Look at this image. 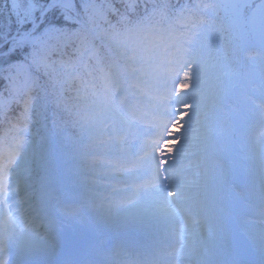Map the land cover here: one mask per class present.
<instances>
[{
    "label": "snow or ice",
    "instance_id": "1",
    "mask_svg": "<svg viewBox=\"0 0 264 264\" xmlns=\"http://www.w3.org/2000/svg\"><path fill=\"white\" fill-rule=\"evenodd\" d=\"M0 264H264V0H0Z\"/></svg>",
    "mask_w": 264,
    "mask_h": 264
},
{
    "label": "rangeland",
    "instance_id": "2",
    "mask_svg": "<svg viewBox=\"0 0 264 264\" xmlns=\"http://www.w3.org/2000/svg\"><path fill=\"white\" fill-rule=\"evenodd\" d=\"M247 127L246 120H242L240 124V129L237 131L234 140L231 143L230 147V156L233 159V162L238 167H252V164H255V148L254 145L246 138L244 134V130ZM177 131H179L177 129ZM146 135H154L155 129L154 128H146L145 129ZM31 138V137H30ZM173 145L175 141H172ZM252 158V162H249ZM251 164V165H250Z\"/></svg>",
    "mask_w": 264,
    "mask_h": 264
},
{
    "label": "trees",
    "instance_id": "3",
    "mask_svg": "<svg viewBox=\"0 0 264 264\" xmlns=\"http://www.w3.org/2000/svg\"><path fill=\"white\" fill-rule=\"evenodd\" d=\"M174 2H176V0H174ZM179 2H183V0H179ZM35 131L38 133L35 137H31V139H34L36 140L37 142L40 141V136L43 134V130L40 128L39 125L36 126V129ZM249 159H252V158H249ZM252 162V161H251ZM251 165V164H250ZM256 166V162L255 164H252V167H255Z\"/></svg>",
    "mask_w": 264,
    "mask_h": 264
}]
</instances>
